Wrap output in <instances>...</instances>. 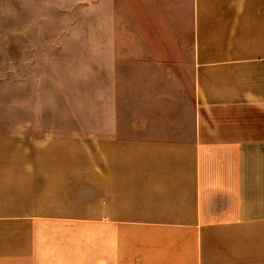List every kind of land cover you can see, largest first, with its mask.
I'll return each mask as SVG.
<instances>
[{
  "label": "crops",
  "instance_id": "crops-1",
  "mask_svg": "<svg viewBox=\"0 0 264 264\" xmlns=\"http://www.w3.org/2000/svg\"><path fill=\"white\" fill-rule=\"evenodd\" d=\"M97 11L96 137L0 119V264H264V0Z\"/></svg>",
  "mask_w": 264,
  "mask_h": 264
},
{
  "label": "rangeland",
  "instance_id": "rangeland-1",
  "mask_svg": "<svg viewBox=\"0 0 264 264\" xmlns=\"http://www.w3.org/2000/svg\"><path fill=\"white\" fill-rule=\"evenodd\" d=\"M25 2L11 28L26 31H11L0 48V119L35 120L64 140L96 137L97 46L129 34L99 30L97 0Z\"/></svg>",
  "mask_w": 264,
  "mask_h": 264
}]
</instances>
